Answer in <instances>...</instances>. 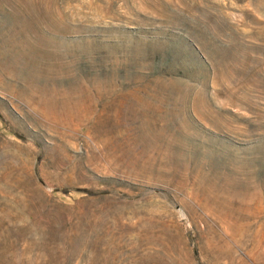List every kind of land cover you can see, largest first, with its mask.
<instances>
[{"label":"rangeland","instance_id":"rangeland-1","mask_svg":"<svg viewBox=\"0 0 264 264\" xmlns=\"http://www.w3.org/2000/svg\"><path fill=\"white\" fill-rule=\"evenodd\" d=\"M0 264H264V0H0Z\"/></svg>","mask_w":264,"mask_h":264},{"label":"bare ground","instance_id":"bare-ground-1","mask_svg":"<svg viewBox=\"0 0 264 264\" xmlns=\"http://www.w3.org/2000/svg\"><path fill=\"white\" fill-rule=\"evenodd\" d=\"M52 108V107H51ZM50 109V108H49ZM55 109V108H54ZM51 112V111H50ZM49 113V112H48ZM47 115V114H46ZM49 115V114H48ZM60 116V115H59ZM82 116V115H81ZM71 120V119H70ZM69 121V120H68ZM71 122V121H70ZM150 164V163H149ZM134 165V164H133ZM153 168V167H152ZM147 171V170H146ZM216 214H218V217L222 222L227 226V229L230 233V208L224 210H218L216 211ZM246 221V220H245Z\"/></svg>","mask_w":264,"mask_h":264}]
</instances>
